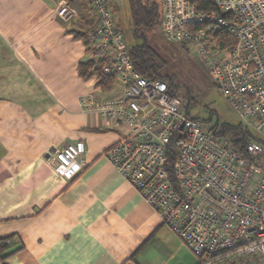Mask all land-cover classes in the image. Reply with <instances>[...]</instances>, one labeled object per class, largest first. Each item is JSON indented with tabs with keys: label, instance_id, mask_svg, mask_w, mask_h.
I'll return each mask as SVG.
<instances>
[{
	"label": "built area",
	"instance_id": "obj_1",
	"mask_svg": "<svg viewBox=\"0 0 264 264\" xmlns=\"http://www.w3.org/2000/svg\"><path fill=\"white\" fill-rule=\"evenodd\" d=\"M88 2L96 20L88 60L120 87L115 97L80 96L85 112L120 133L105 158L204 263L221 264L228 252L264 259V0H160L163 40L203 63L241 128L257 133L242 152L190 117L165 80L134 69L109 0ZM55 12L76 16L65 0ZM87 80L102 88L97 74ZM84 148L77 139L46 156L70 180L85 165Z\"/></svg>",
	"mask_w": 264,
	"mask_h": 264
},
{
	"label": "crops",
	"instance_id": "obj_2",
	"mask_svg": "<svg viewBox=\"0 0 264 264\" xmlns=\"http://www.w3.org/2000/svg\"><path fill=\"white\" fill-rule=\"evenodd\" d=\"M59 1L0 0V264H196L103 155L120 133L80 96L120 87L81 77L96 20L88 0H65L76 16L58 17ZM77 139L85 165L65 180L46 150Z\"/></svg>",
	"mask_w": 264,
	"mask_h": 264
},
{
	"label": "rangeland",
	"instance_id": "obj_3",
	"mask_svg": "<svg viewBox=\"0 0 264 264\" xmlns=\"http://www.w3.org/2000/svg\"><path fill=\"white\" fill-rule=\"evenodd\" d=\"M154 1L160 3V0ZM110 2L112 15L121 30L126 46L140 43L142 38L133 34L128 0ZM146 34L147 41L156 48L164 62L162 71L173 78L172 88L176 89V95L181 99L182 107L190 117L198 120L204 128L213 127L218 131L224 124L236 126L241 123L240 117L230 108L219 87L209 78L205 65L184 48L163 40L160 21ZM247 129L254 136L257 134L251 127ZM262 156L264 157V152ZM185 247L194 255L196 264H208Z\"/></svg>",
	"mask_w": 264,
	"mask_h": 264
},
{
	"label": "trees",
	"instance_id": "obj_4",
	"mask_svg": "<svg viewBox=\"0 0 264 264\" xmlns=\"http://www.w3.org/2000/svg\"><path fill=\"white\" fill-rule=\"evenodd\" d=\"M128 3L133 34L136 37L142 38L140 43L128 47L134 69L148 79L161 78L165 80L170 92L176 95V89L172 88L173 78L162 71L164 62L161 60L156 48L147 41L146 32L159 21L161 24L160 3L154 0H128ZM78 35L84 36V32ZM78 67L79 74L83 79L87 80L91 75L97 74L99 77L98 83L102 86L103 90H109L113 87V77L101 74L99 68L93 66L91 60L81 61ZM219 132L228 134L231 137L234 148L241 152L244 150L247 141L254 137L248 129L243 130L241 124L236 126L224 124L221 126ZM4 247H6V244L0 241V249ZM6 256L7 253L3 254L2 259H5ZM221 257L223 258L222 264H236V261L238 264H258L257 259L249 260L245 259V256L236 258L233 256V252L225 253Z\"/></svg>",
	"mask_w": 264,
	"mask_h": 264
}]
</instances>
